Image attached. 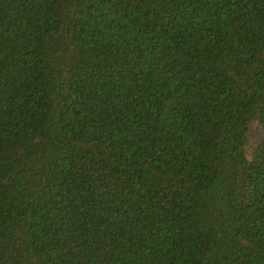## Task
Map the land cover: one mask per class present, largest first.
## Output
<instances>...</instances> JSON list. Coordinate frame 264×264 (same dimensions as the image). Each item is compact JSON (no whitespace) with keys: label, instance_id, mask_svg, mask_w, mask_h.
I'll return each mask as SVG.
<instances>
[{"label":"trees","instance_id":"16d2710c","mask_svg":"<svg viewBox=\"0 0 264 264\" xmlns=\"http://www.w3.org/2000/svg\"><path fill=\"white\" fill-rule=\"evenodd\" d=\"M0 264H264V0H0Z\"/></svg>","mask_w":264,"mask_h":264},{"label":"rangeland","instance_id":"374dc122","mask_svg":"<svg viewBox=\"0 0 264 264\" xmlns=\"http://www.w3.org/2000/svg\"><path fill=\"white\" fill-rule=\"evenodd\" d=\"M247 137H248L247 154L249 157L251 150L259 144L260 140L263 137L261 127L257 123L251 124L247 132Z\"/></svg>","mask_w":264,"mask_h":264}]
</instances>
